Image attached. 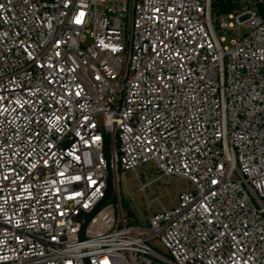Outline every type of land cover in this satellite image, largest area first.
Wrapping results in <instances>:
<instances>
[{"label":"built area","instance_id":"built-area-1","mask_svg":"<svg viewBox=\"0 0 264 264\" xmlns=\"http://www.w3.org/2000/svg\"><path fill=\"white\" fill-rule=\"evenodd\" d=\"M260 3L0 0V264H264ZM142 165L193 188L127 217Z\"/></svg>","mask_w":264,"mask_h":264},{"label":"rangeland","instance_id":"rangeland-1","mask_svg":"<svg viewBox=\"0 0 264 264\" xmlns=\"http://www.w3.org/2000/svg\"><path fill=\"white\" fill-rule=\"evenodd\" d=\"M229 21H234L235 26L232 32L226 34L227 41L224 45H229L232 38H237L239 34L247 33L251 28L249 22L240 25L236 17L235 19H229ZM144 170H147L148 178L144 175ZM138 173L143 181L148 179L152 181V185L147 188L146 192L140 189L141 184L136 172L130 171L120 174L121 198L127 217L135 216L140 218L141 214L147 215L148 206L153 213L163 208H173L179 203L180 192L186 188H193L190 182L176 175L158 178L156 171L148 168V165L140 166ZM112 201L118 205L116 196L112 197ZM151 244L161 252L167 251L159 238L153 239Z\"/></svg>","mask_w":264,"mask_h":264},{"label":"water","instance_id":"water-1","mask_svg":"<svg viewBox=\"0 0 264 264\" xmlns=\"http://www.w3.org/2000/svg\"><path fill=\"white\" fill-rule=\"evenodd\" d=\"M110 136L108 133L104 132V152H105V156L107 159V188L105 191V196L104 198H102L98 204L85 215V220L82 224V228H81V232L80 235L81 237H83L86 226L88 224V222L90 221V219L98 212V210H100L103 205L111 198L112 194H113V190H114V179H113V174H112V170L110 167Z\"/></svg>","mask_w":264,"mask_h":264},{"label":"trees","instance_id":"trees-1","mask_svg":"<svg viewBox=\"0 0 264 264\" xmlns=\"http://www.w3.org/2000/svg\"><path fill=\"white\" fill-rule=\"evenodd\" d=\"M246 2H248V0H213V14L214 16L228 14ZM258 10L264 17V4L260 3L258 5Z\"/></svg>","mask_w":264,"mask_h":264}]
</instances>
